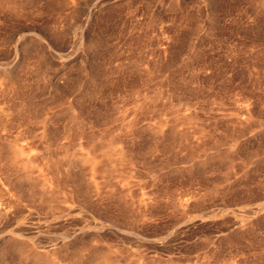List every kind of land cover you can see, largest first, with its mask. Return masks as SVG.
<instances>
[{
  "label": "rangeland",
  "instance_id": "1",
  "mask_svg": "<svg viewBox=\"0 0 264 264\" xmlns=\"http://www.w3.org/2000/svg\"><path fill=\"white\" fill-rule=\"evenodd\" d=\"M0 264H264V0H0Z\"/></svg>",
  "mask_w": 264,
  "mask_h": 264
}]
</instances>
